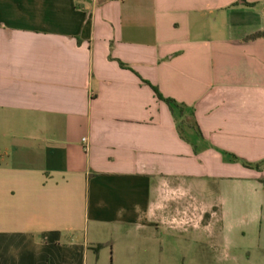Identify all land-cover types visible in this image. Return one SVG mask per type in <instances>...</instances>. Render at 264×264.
<instances>
[{
    "label": "crops",
    "instance_id": "1",
    "mask_svg": "<svg viewBox=\"0 0 264 264\" xmlns=\"http://www.w3.org/2000/svg\"><path fill=\"white\" fill-rule=\"evenodd\" d=\"M0 264H264V0H0Z\"/></svg>",
    "mask_w": 264,
    "mask_h": 264
},
{
    "label": "trees",
    "instance_id": "2",
    "mask_svg": "<svg viewBox=\"0 0 264 264\" xmlns=\"http://www.w3.org/2000/svg\"><path fill=\"white\" fill-rule=\"evenodd\" d=\"M258 36H260V33H254V34H251V35L246 36L243 40L247 41V40L255 39V38H257ZM120 64H121V66H124L122 63H120ZM151 87H152V89H153V91H154V93H155V96H156L159 100H162V101H164L165 103H167V104L171 107V109H172L173 106H181V105H179L175 100H173V99H171V98L164 97V96L160 93L159 89H158L156 86L151 85ZM244 164L250 166L249 163H245V162H244ZM255 167L258 168L259 165L256 164ZM103 246H104V244H98V245H97L96 253H97L98 250H99L100 248H102Z\"/></svg>",
    "mask_w": 264,
    "mask_h": 264
},
{
    "label": "rangeland",
    "instance_id": "3",
    "mask_svg": "<svg viewBox=\"0 0 264 264\" xmlns=\"http://www.w3.org/2000/svg\"><path fill=\"white\" fill-rule=\"evenodd\" d=\"M234 158H236L237 160H239L240 162H242V163H244L245 161L242 159V158H240V157H237L236 155L235 156H233ZM245 163H247V162H245ZM251 166H253V167H255V164L254 163H251Z\"/></svg>",
    "mask_w": 264,
    "mask_h": 264
},
{
    "label": "built area",
    "instance_id": "4",
    "mask_svg": "<svg viewBox=\"0 0 264 264\" xmlns=\"http://www.w3.org/2000/svg\"><path fill=\"white\" fill-rule=\"evenodd\" d=\"M83 140H84V138H83Z\"/></svg>",
    "mask_w": 264,
    "mask_h": 264
}]
</instances>
